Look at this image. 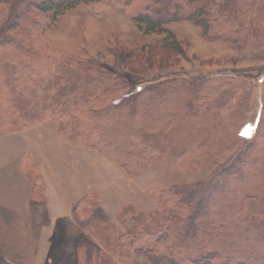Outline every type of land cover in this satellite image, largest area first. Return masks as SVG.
<instances>
[{"label":"rangeland","instance_id":"obj_1","mask_svg":"<svg viewBox=\"0 0 264 264\" xmlns=\"http://www.w3.org/2000/svg\"><path fill=\"white\" fill-rule=\"evenodd\" d=\"M31 1L35 6V0L21 4L14 24L7 26L14 16L9 7L0 13L2 34H16L18 25L30 30L23 11L42 19L38 30H30L31 45L23 42L20 48L16 43H0V51L16 57L1 61L9 72L1 76L16 80L9 89L19 86L27 99L42 101L52 94L45 93L49 86L42 84L45 86L32 94L40 78L33 76L25 82L23 66L43 69V75L53 79L61 60L80 71L72 66L78 60L124 80L122 90L99 96L102 104L124 96L138 97V89L161 80L184 78L195 87L198 102L203 105L202 92L210 93L206 102L212 109L203 113L196 108L200 114L194 118L195 113L189 114L185 107L180 110L182 103L176 102L173 122L149 133L167 134L178 125L180 136L188 134L194 140L182 146L179 142L170 144L167 138L168 152L175 156L132 178L94 151L88 150V155L75 151L80 147L73 143L71 127L51 117L55 111L64 116L62 109L53 107L54 111L39 114L42 119L35 123L18 121L13 127L0 128V264H181L164 255L128 250L119 256V251L106 243L122 234L118 212L127 201L150 211L153 204L149 196L163 188L186 185L202 189L223 170L236 165L235 170L242 172L249 161L264 157V149H257V145H264V0L249 1L255 10L252 25L257 34L246 47L206 37L185 21L168 24L183 55L160 49L162 36L143 34L108 4L80 5L50 26V17L39 15L34 7L28 9ZM21 49L39 53V60L27 63ZM217 80H223L222 84ZM212 88L218 92L211 93ZM2 92L1 105L8 108L4 101L9 94ZM181 94L179 100L188 99ZM79 96L88 98L83 93ZM139 101L140 112L146 103L145 99ZM168 102L171 100L162 102V112L171 109ZM148 110L149 114H159L155 109ZM184 114L190 116L185 122L178 121ZM61 120L66 121V117ZM149 121L145 118L143 124ZM256 167L264 170L263 163ZM233 178H226L230 186ZM209 211L213 212L211 208ZM261 213L264 191L247 200L237 217Z\"/></svg>","mask_w":264,"mask_h":264},{"label":"trees","instance_id":"obj_2","mask_svg":"<svg viewBox=\"0 0 264 264\" xmlns=\"http://www.w3.org/2000/svg\"><path fill=\"white\" fill-rule=\"evenodd\" d=\"M25 1L9 0L6 3V0H0V13L6 6L14 15L8 20L7 26L9 23L14 24L15 13L18 14ZM249 1L251 0H35V6L31 5V1L28 9L34 7L39 15L50 17L47 20L53 26L62 15L80 5L105 3L125 15L143 34L162 36L160 49L174 55H183L180 43L167 28L172 22H188L198 27L206 37L235 43L239 47L250 45L256 39L257 28L252 25L255 10L250 7ZM23 13V19L30 30H38L42 19L29 16L25 11ZM14 30L16 34L0 33V43H16L20 48L24 43L31 45L30 30L20 29L19 25ZM20 53L27 63L39 60V53L35 51L27 49ZM11 55L7 51H0V95L2 90V93L9 94L4 101L8 108L2 106L0 100V128L13 127L18 121L35 123L42 119L39 114L54 111L53 107L62 109L64 116L55 111L51 113V117L63 122L67 128L71 127L73 143L111 161L127 178L154 169L166 157L175 156L168 152V142L184 146L194 140L188 134L185 138L180 136L181 126L178 125L167 134L149 133L156 127L165 129L169 122H173L176 102L182 103L180 110L185 107L189 114L195 113L194 118L200 114L196 112V108L203 113L208 108L209 111L212 109L206 102L210 93L204 94L199 89L204 99V105L202 102L201 104L195 95V87L184 78L161 80L148 88L138 89V97L124 96L102 104L99 96L122 90L125 87L124 80L78 60H74L72 66L76 70L78 67L80 71L72 70L69 64H65L66 61L61 60L53 79L52 76H44L43 69L37 70L30 64L23 66L21 70L26 74L25 82L35 78L33 76L40 78L39 86L31 91L32 94L45 85L49 86L45 93H52L42 101L33 102L27 99L24 91L18 90L19 86L9 89L16 81L14 78L1 76L9 73L1 61L9 56L16 58ZM222 82L223 80H217L218 84ZM24 88L28 91L27 87ZM180 90L188 99L179 100L182 95ZM210 92L218 90L212 88ZM81 93L88 98H80ZM140 99H145L146 104L143 103L142 111L139 112ZM166 99L171 100V103L168 102L171 109L162 112L165 108L162 102ZM148 109H155L154 112L159 114H149ZM189 116L184 114L178 121L185 122ZM62 117H66V121L61 120ZM145 118L150 120L149 123L143 124ZM111 123L113 125L109 127ZM257 149H264V145H257ZM261 163L264 165V157L249 161L250 165H244L242 172L235 170L236 165L223 170L202 189H192L186 185L163 188L156 195L149 196L153 204L150 211H144L130 201L124 203L118 212L122 234L115 239L107 238L106 244L112 250H118L119 256L128 250L164 255L181 264H264V213L253 217H237L247 200L257 198L264 191V170L256 167V164ZM231 175L237 176L234 179ZM226 178H233L230 181L232 186ZM252 181L256 183L253 184ZM210 208L213 212L208 213Z\"/></svg>","mask_w":264,"mask_h":264},{"label":"crops","instance_id":"obj_3","mask_svg":"<svg viewBox=\"0 0 264 264\" xmlns=\"http://www.w3.org/2000/svg\"><path fill=\"white\" fill-rule=\"evenodd\" d=\"M75 151H77L79 154H83V155H88V154L91 153V151H90V153H89L88 150L81 149V148H77V150H75ZM127 202H128V201H127Z\"/></svg>","mask_w":264,"mask_h":264}]
</instances>
